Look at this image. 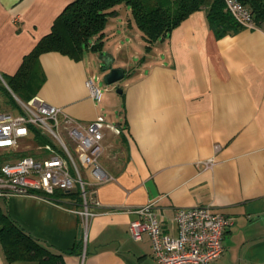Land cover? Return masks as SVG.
Returning <instances> with one entry per match:
<instances>
[{
	"label": "crops",
	"instance_id": "obj_1",
	"mask_svg": "<svg viewBox=\"0 0 264 264\" xmlns=\"http://www.w3.org/2000/svg\"><path fill=\"white\" fill-rule=\"evenodd\" d=\"M71 1L0 0V80ZM115 9L100 52L78 60L58 51L39 55L44 81L35 95L83 124L101 114L124 128L118 135L103 130L99 164L111 180L94 182L81 164L99 201L95 213L85 226L71 201L20 194L1 199L0 211L54 253L78 240L76 252L63 253L64 264H159L148 233L129 236L134 209L152 201L162 228L176 235L177 208L211 204L234 223L223 253L208 264H264V22L217 37L200 9L146 49L130 7ZM104 52L125 76L98 101L86 82L97 83L92 65ZM208 157L215 159L210 168L198 163ZM0 264L38 262H8L0 245Z\"/></svg>",
	"mask_w": 264,
	"mask_h": 264
},
{
	"label": "built area",
	"instance_id": "obj_2",
	"mask_svg": "<svg viewBox=\"0 0 264 264\" xmlns=\"http://www.w3.org/2000/svg\"><path fill=\"white\" fill-rule=\"evenodd\" d=\"M224 5L241 25H256L250 10L239 0H224ZM3 83L17 106L0 110V156L4 149L26 150L29 144L36 151L0 161V200L16 194L45 198L44 195L55 189L70 191L78 188L82 203L76 211L86 226L99 201L93 195L94 191L89 190L91 184L83 178L78 164L89 167L96 183L111 180L113 177L99 164L103 130L109 127L118 135L124 128L108 123L101 114L83 124L69 116L61 106L35 99V96L23 101L5 81ZM86 83L91 95L99 101L102 92L97 83L92 79ZM33 128L47 141L36 143ZM62 131L72 141V147L63 139ZM198 163L210 168L215 159L208 157ZM134 211L138 217L128 223L129 236L138 240L143 233H148L152 255L159 264H208L223 253L224 233L234 223L231 216L215 210L211 204L179 207L173 215L177 233L171 235L162 228L152 201Z\"/></svg>",
	"mask_w": 264,
	"mask_h": 264
},
{
	"label": "trees",
	"instance_id": "obj_3",
	"mask_svg": "<svg viewBox=\"0 0 264 264\" xmlns=\"http://www.w3.org/2000/svg\"><path fill=\"white\" fill-rule=\"evenodd\" d=\"M239 1L250 10L256 25L264 22V0ZM120 4L130 7L146 49H151L156 40L164 38L189 14L200 9L205 11L208 24L217 37L235 33L242 27L225 9L224 0H72L55 17L49 32L23 56L17 70L4 77L11 91L23 101L37 94L44 81L39 63V55L44 52L58 51L77 60L87 50L100 52L107 19L115 14V7ZM5 90L12 98L9 90ZM33 130L36 143L47 141L38 130ZM28 153L33 154V150L10 154L20 157ZM44 197L58 203L71 201L79 207L82 203L78 188L70 191L55 189ZM0 245L8 262L36 260L38 264H64L63 253L76 252L79 242L77 240L70 249L54 253L0 211Z\"/></svg>",
	"mask_w": 264,
	"mask_h": 264
},
{
	"label": "rangeland",
	"instance_id": "obj_4",
	"mask_svg": "<svg viewBox=\"0 0 264 264\" xmlns=\"http://www.w3.org/2000/svg\"><path fill=\"white\" fill-rule=\"evenodd\" d=\"M110 38V36H108ZM108 38V39H109ZM132 46H134V48L136 49L137 44H135V42H133L131 44ZM139 48V46L137 47ZM142 49V48H141ZM143 50V49H142ZM85 55H87V52L85 53ZM111 55V54H110ZM132 61L134 60L133 56H132ZM100 59H96L93 62V68H94V73L97 75H100V78L98 80H96L97 85L99 86V88L101 89L102 95H105L106 92H111L114 93V84H105L103 82L102 76H103V72L100 70L99 68V64H100ZM99 63V64H98ZM119 82V81H118ZM117 82V83H118ZM116 87V86H115ZM13 98V99H12ZM12 98L8 95V93L5 90V86L2 83V80H0V110H11L12 107H16V101L14 96L12 95ZM29 101V100H28ZM102 101V100H101ZM104 103V102H103ZM106 112L107 108L104 109ZM16 111V110H14ZM109 111V110H108ZM111 111H113L111 109ZM111 111H109V113H111ZM106 116L108 117V113H105ZM63 139L65 140L66 143H68L70 145V147H72V141L68 138V136L66 135L65 132H61ZM29 148L26 149V151L30 152L31 150H33V153H35L36 149L33 147L32 144H29ZM12 151L8 150V149H4L2 151V156H0V161H4V160H12L14 157L16 156H12V154H10ZM28 154H32V153H28ZM8 156V157H7ZM78 167L80 169V171L82 172V174L84 175V177H86L85 175V168L83 165H81L80 163L78 164Z\"/></svg>",
	"mask_w": 264,
	"mask_h": 264
},
{
	"label": "water",
	"instance_id": "obj_5",
	"mask_svg": "<svg viewBox=\"0 0 264 264\" xmlns=\"http://www.w3.org/2000/svg\"><path fill=\"white\" fill-rule=\"evenodd\" d=\"M99 59L101 61L99 68L103 72L102 79L105 84H114L124 78L125 69L119 66L114 67L112 65L113 57L108 52L102 53ZM116 91L120 93L121 88L116 86Z\"/></svg>",
	"mask_w": 264,
	"mask_h": 264
}]
</instances>
